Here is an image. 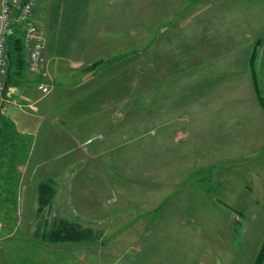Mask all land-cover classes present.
<instances>
[{
	"label": "rangeland",
	"instance_id": "rangeland-1",
	"mask_svg": "<svg viewBox=\"0 0 264 264\" xmlns=\"http://www.w3.org/2000/svg\"><path fill=\"white\" fill-rule=\"evenodd\" d=\"M57 2L41 0L47 41ZM72 32L61 55L46 46L50 95L32 105L36 83H26L30 95L9 87L18 104L3 116L28 139L27 114L52 117L39 126L38 159L18 183V202L0 207L9 208L0 224H18L16 239L23 236L0 242V264H198L205 245L195 234L187 242L185 224L200 234L202 224L229 223L244 224L231 251L253 264L264 238V199L253 190L264 182V109L250 59L256 50L264 82V45L256 47L264 44V0H90ZM90 69L93 78L65 89ZM55 172L51 216L92 229L91 240L34 235V178ZM154 224L178 225L150 237Z\"/></svg>",
	"mask_w": 264,
	"mask_h": 264
},
{
	"label": "crops",
	"instance_id": "crops-1",
	"mask_svg": "<svg viewBox=\"0 0 264 264\" xmlns=\"http://www.w3.org/2000/svg\"><path fill=\"white\" fill-rule=\"evenodd\" d=\"M89 1L90 0H88L87 7L89 6ZM57 3H59L60 11H63L64 6L66 5V0H58ZM40 4H41V0L39 1V6ZM53 7L55 8L54 5ZM51 12L52 11H50L47 17V28H48L47 33L49 35V39L47 41V48L51 53L56 55H61L62 51L68 50L71 47L72 41H69V43H64L62 42L61 35L58 32L55 35L56 29H58V31L60 32L61 24L53 23V26L50 24V21L53 22V15H54ZM39 15H40V11L38 14V21L41 29L43 30L41 17H39ZM12 37L21 38L22 42H24V35L21 29H17L16 33ZM12 37L9 39V42L12 40ZM9 42H8V46H9ZM24 53H25V58L22 65L19 63L18 58H16L14 55L12 59H10L9 57V72L7 76V95L8 97H10V99L17 98L14 95L10 94L9 92V87L12 85H17L19 88H22L23 93L25 95L31 94V87L26 83H36L38 89V82L40 80V75L37 73H33L28 69L27 60H26V50L24 51ZM95 66L96 64L94 65V68H96ZM96 74L97 71L94 72L90 69L89 71H87V74L84 76L82 81L78 80L75 84H71L68 86V88L65 89H70L72 87L76 88L77 85H79L81 82L93 78ZM38 91L40 92V96L37 99H35L32 105H34L39 100L42 101V97L43 98L45 97L39 89ZM47 112L48 115H43V113L41 115H38L37 112L35 111H32L30 114H27L26 116L27 120L21 123V127L24 128L26 126L28 128H31V130L33 129V131H31L29 139L16 128L15 122L5 118L2 114V123L0 129V174L1 173L3 174L1 178L7 185L5 187L2 186V189H4L6 192L4 191V199L0 201V207H8L11 200H13L14 204H16L18 202V197L21 196L20 195L21 190L18 188V183L21 181H25V175L27 173L33 174L31 170H34V168L31 169V163L33 159H38L35 158L34 154L38 147L37 142L39 137L38 135L39 126L42 121L44 122L43 124H45V122L48 121V120L45 121L44 119L46 116H48V118L52 117L51 115H49L50 110H48ZM54 117L58 118L59 121L61 120V115L59 116L55 115ZM38 163H41V161L38 160ZM44 171L48 172L47 169H44ZM43 173L44 172L41 171V174ZM57 174L58 172H55L51 176H39L34 178L38 180L36 214L40 216L39 217L40 220L38 222L39 224L37 226L36 231L34 232V235L36 237L38 236L37 238H40L45 243L46 242L50 243L48 241H44L42 239L43 238L42 236L44 231L49 228V225L46 224V220L48 219V216L53 217L51 216L52 214L50 212L53 201L51 205L47 206L42 210L41 214H38L39 211L38 185L41 181L44 180L53 179L55 181L54 177ZM55 187H56V182H55ZM253 190L260 198L264 199V182L258 183L255 189ZM55 196L53 197V200ZM0 198L2 197L0 196ZM4 201L7 204H4L3 203ZM258 203H260V201H257V205ZM8 211L9 208L6 210H2L0 212H8ZM263 211H264V202L262 203V213ZM17 225L18 224H0V242L6 240L11 241V239L19 241L20 238H23V236H20L19 239H16V235L18 234ZM177 225L178 224H154V226L151 227L154 228V231H152L148 235H150V237L151 236L157 237L160 235L165 236L167 230L174 229ZM185 225L186 227L184 229L186 236L184 237L187 240V242L189 241V237L191 238V241H194V234H195L197 235L195 240L199 241L201 246H202V242L205 245V249H202V252L204 253L198 264H237L236 262L240 264L239 260L241 258V255L239 257L236 256L237 252L235 250H233V252L231 251V245L235 240L236 234H240V230L239 228H237V226L242 227L244 224H231V223L202 224L203 225L202 233L200 234L199 233L196 234L195 230L192 229L193 227H188V224ZM247 225L249 227L246 228L247 233H251L250 229L253 226V224H245V227H247ZM141 227L144 230L145 225H142ZM161 229L162 232L160 231ZM146 232L147 229L144 230L142 234H146ZM260 232H263V237H264V224H263V229H261Z\"/></svg>",
	"mask_w": 264,
	"mask_h": 264
},
{
	"label": "trees",
	"instance_id": "trees-1",
	"mask_svg": "<svg viewBox=\"0 0 264 264\" xmlns=\"http://www.w3.org/2000/svg\"><path fill=\"white\" fill-rule=\"evenodd\" d=\"M88 0H66V5L63 11L59 9V3L55 5L53 23L63 24L59 34L61 35L62 42L69 43L73 36L75 26L80 24L87 13ZM263 41L259 40L256 47L263 46ZM9 57L12 59L13 55L18 58L19 63L22 65L25 58V46L21 38H13L9 42ZM257 49V48H256ZM256 50L250 59V66L252 70L253 85L255 89L256 98L260 106L264 109V82L260 80L259 75L255 70ZM261 68H263L264 75V57L262 59ZM38 201L39 211L52 204L53 197L56 194L55 181L53 179L41 181L38 185ZM40 217V216H39ZM49 228L43 233V240L51 243L59 242H84L94 238L95 233L92 229L82 227L78 222L62 218V217H49L46 220ZM253 264H264V238L262 245L257 252Z\"/></svg>",
	"mask_w": 264,
	"mask_h": 264
},
{
	"label": "built area",
	"instance_id": "built-area-1",
	"mask_svg": "<svg viewBox=\"0 0 264 264\" xmlns=\"http://www.w3.org/2000/svg\"><path fill=\"white\" fill-rule=\"evenodd\" d=\"M40 0H0V129L2 112L11 103L7 95V76L9 72V39L17 29L24 35V46L28 69L40 75L38 89L44 96L50 95L55 84L52 79L44 81L43 58L47 39L38 21Z\"/></svg>",
	"mask_w": 264,
	"mask_h": 264
}]
</instances>
